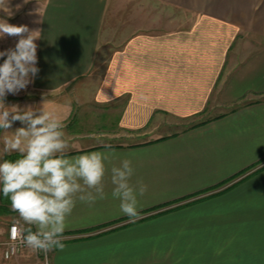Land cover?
<instances>
[{"label": "crops", "instance_id": "crops-1", "mask_svg": "<svg viewBox=\"0 0 264 264\" xmlns=\"http://www.w3.org/2000/svg\"><path fill=\"white\" fill-rule=\"evenodd\" d=\"M114 1L9 0L12 16L0 10L41 30L40 71L5 104L40 105L48 93L69 157L110 151L109 169L130 159L131 182L147 185L132 222L109 171L105 198L77 201L66 247L49 251V263L264 264V0H150L163 6L159 18L142 23L134 7L133 24L112 28ZM17 40L0 39V51ZM18 220L0 211V264ZM31 252L10 264H45Z\"/></svg>", "mask_w": 264, "mask_h": 264}, {"label": "clouds", "instance_id": "clouds-1", "mask_svg": "<svg viewBox=\"0 0 264 264\" xmlns=\"http://www.w3.org/2000/svg\"><path fill=\"white\" fill-rule=\"evenodd\" d=\"M0 10L9 17L13 14L9 0H0ZM6 37L18 40L14 48L0 51V58H4L0 64V131L6 133L3 153H18V158L0 162V193L18 213L17 223L30 226L21 229V242L33 252L63 251L66 222L77 201L92 204L104 199V180L109 171L114 186L111 195L120 201V211L132 222L140 219L138 197L145 195L147 185L142 180L131 182L135 169L130 159L109 169L115 155L110 151L69 157L66 125L55 111L45 107L48 93L40 105L5 104L8 94L26 90L40 71L36 41L41 38V30L0 18V39ZM17 121L22 126L10 131ZM12 236H17L15 228Z\"/></svg>", "mask_w": 264, "mask_h": 264}, {"label": "rangeland", "instance_id": "rangeland-1", "mask_svg": "<svg viewBox=\"0 0 264 264\" xmlns=\"http://www.w3.org/2000/svg\"><path fill=\"white\" fill-rule=\"evenodd\" d=\"M113 4L114 5L112 6V10L110 11L111 18L112 17L114 18L110 23L112 28L117 27L118 24H120L124 21H127V24L128 23L133 24V20L136 19V17L132 15L134 12V7H141V9L145 10V12H143V15L141 17H139L140 22H142V23H147L152 19L154 20L156 18H159V16L157 15L158 8H163V6L160 5L159 3L155 2V1H150V0H115ZM114 10H115V14H114ZM118 11H120V12L118 13ZM116 13H118L117 16H116ZM124 13H127V14L125 15ZM113 14H114V16H113ZM114 34H112V37ZM101 66H102V61L100 62V60H99V63L96 66L97 70H101ZM90 87H92V86H90ZM65 94H66V92H65ZM65 94L63 93V96H62L63 100H69L70 96L67 94L65 95ZM172 130H176V128L173 127ZM13 223H17V222L14 221ZM2 225L3 224L0 223V233L2 230V227H1ZM28 250H30V249L29 248L24 249L18 256H16L13 259L18 258L19 256H21L23 253H25ZM31 253H32L31 255L35 259L38 258V259L44 260L43 255L41 253L33 252V251ZM33 257H31V258H33ZM9 261L10 260H8V261L4 260L2 264H10Z\"/></svg>", "mask_w": 264, "mask_h": 264}, {"label": "built area", "instance_id": "built-area-1", "mask_svg": "<svg viewBox=\"0 0 264 264\" xmlns=\"http://www.w3.org/2000/svg\"><path fill=\"white\" fill-rule=\"evenodd\" d=\"M16 229L17 236L14 239L12 236V230ZM21 226L19 223H11L8 227L7 238L3 243V258L5 260H11L18 256L27 247L21 242ZM43 255L45 264H50L48 260V252H39Z\"/></svg>", "mask_w": 264, "mask_h": 264}, {"label": "trees", "instance_id": "trees-1", "mask_svg": "<svg viewBox=\"0 0 264 264\" xmlns=\"http://www.w3.org/2000/svg\"><path fill=\"white\" fill-rule=\"evenodd\" d=\"M18 158V154L17 153H13V154H9L6 159L8 160H15ZM1 205H0V211L1 212H10L12 211L11 209V204H10V200L7 199L6 197L3 196V194H1Z\"/></svg>", "mask_w": 264, "mask_h": 264}]
</instances>
